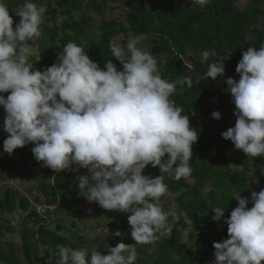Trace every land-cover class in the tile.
<instances>
[{"label":"clouds","instance_id":"1","mask_svg":"<svg viewBox=\"0 0 264 264\" xmlns=\"http://www.w3.org/2000/svg\"><path fill=\"white\" fill-rule=\"evenodd\" d=\"M191 2L203 7L210 0ZM45 12L44 6L26 0L15 10L20 19L13 27L10 9L0 0V93H10L7 97L0 94L6 113L3 129L9 134L3 141L4 152L14 154L17 148L34 144L31 151L43 167L57 173L87 169V174L77 176L80 194L104 209L131 213L128 222L134 244L120 242L110 247L107 255L94 250L90 259L87 249L57 245L53 256L60 258L55 264H135L136 245L170 237L168 217L177 219L174 211L165 212L159 205L168 192L164 174L179 181L193 171L192 146L199 134L171 97L178 85L192 88L201 79L223 76L225 59L231 55L205 50L200 54L201 63L207 64L202 75L168 81L162 78L157 59L142 46L146 37L140 35L128 39L126 45L116 38L110 42L112 56L122 64V70L112 59L101 68L75 42L64 46L57 63L43 71L33 70L28 41L41 35ZM210 56L217 58L209 62ZM188 67L191 69L190 64ZM236 72L239 80L226 78L236 123L222 136L248 157H262L264 44L243 51ZM221 116L218 110L212 113L214 119ZM149 165L159 166L161 175L143 174ZM261 172L264 174V168ZM235 197L238 206L224 220L228 238L213 243L212 264H264V188L252 191L250 198ZM28 199L49 224L67 214L60 197L48 205L53 210L44 214L36 210V196ZM250 201L253 206L249 208ZM225 211L214 208L212 219L220 221ZM114 235L127 233L117 230Z\"/></svg>","mask_w":264,"mask_h":264},{"label":"trees","instance_id":"2","mask_svg":"<svg viewBox=\"0 0 264 264\" xmlns=\"http://www.w3.org/2000/svg\"><path fill=\"white\" fill-rule=\"evenodd\" d=\"M39 1L46 12L40 26L41 35L28 41L29 46L40 42L38 57L29 59L33 70L43 71L57 63L60 52L68 42L81 46L101 68L112 59L118 69L122 70V64L112 56L110 42L116 38L123 40L122 43L126 45L128 39L140 35L146 37L142 46L157 59L160 74L168 81H175L184 75H202L207 64L201 63L200 54L205 50H214L219 56L231 55L225 59L223 76L215 80L211 77L201 79L192 88L178 85L176 93L171 97L183 109L182 115L189 117L191 126L199 134L198 141L192 146L190 165L193 171L190 177L179 181L174 180L170 174H164L168 192L161 197L159 205L167 212L164 199L169 196L179 207V213L174 211L177 219L173 220L171 215L168 217L172 224L171 236L161 237L153 244L136 245L135 264H148L147 258H151L153 264H212L215 259L213 243L228 238V225L224 220L238 206L235 196L250 198V184L257 176L261 179L256 182L257 188L254 191L264 188V174L261 172L264 156L248 157L242 150L235 149L232 141L222 136L224 131L236 123L235 104L230 92L226 91V78L239 80L236 67L243 51L264 44V0H248L243 8L238 6L237 0H210L203 7L193 4L191 0H117L115 7L109 4L110 0ZM25 2L6 1L14 22L18 20L12 10L22 7ZM76 11L80 12V17L74 14ZM95 15L100 16L98 29ZM95 28L97 33H94ZM216 58L210 56L209 62ZM217 110L222 113L219 120L212 117V113ZM2 145L0 140V147ZM17 151L12 155L0 153L5 158V161H0V177L18 159L15 156ZM27 154L26 151L21 152L23 156ZM36 161L29 163L26 157L23 161L27 175L37 180L44 197L43 202L37 196L36 204L45 203L48 206L56 203L60 197L67 214L88 205V200L80 194L77 179L79 174H87V169L81 168L79 172L54 171L55 180L51 182L40 179L31 170ZM143 174L151 177L161 175L159 166L153 168L151 165L143 170ZM90 203L103 210L106 217L118 219L122 214L117 210L104 209L96 202ZM252 206L250 201L248 207ZM216 207L226 209L220 221L212 219ZM18 209L26 213L20 229L23 262L18 256L16 243L7 241L0 245L2 264H49L41 256L42 246L48 248L52 264L60 258L58 255L53 256L57 245L87 249L89 259L94 250L105 255L109 253L107 244L101 243L98 249L87 245L88 235L84 230L77 241L68 239L66 234L70 232L62 234L67 227L62 221H55L54 224L42 221L43 218L34 210L28 197L22 196L13 187L6 188L3 198H0V213L11 214ZM129 215L131 213L111 225L115 227L109 234L112 245L124 237L114 235L117 230L128 232L126 244L135 243L131 236ZM15 223L12 221L9 229L14 230ZM72 225L76 226V222ZM72 235L77 234L72 232ZM149 250H153V253L149 254Z\"/></svg>","mask_w":264,"mask_h":264},{"label":"rangeland","instance_id":"3","mask_svg":"<svg viewBox=\"0 0 264 264\" xmlns=\"http://www.w3.org/2000/svg\"><path fill=\"white\" fill-rule=\"evenodd\" d=\"M6 1H11V0H3L4 3ZM248 0H237V4L240 7H245L247 4ZM34 3L37 4V6H42L39 0L34 1ZM109 4L112 7L117 6V0H110ZM19 8H14L12 12L15 15V10H19ZM110 12V11H109ZM77 17H80V12L76 11L74 13ZM18 22L20 17L16 16ZM95 20H96V28L99 25L100 22V16L95 15ZM18 22H14L13 27H15V24ZM94 30V33H97V30ZM98 29V28H97ZM39 44L40 42H37L33 45H30L32 49V55L29 57H38L39 55ZM149 46V45H148ZM3 94L5 97L9 95L10 93H0ZM4 115V116H3ZM6 113L4 110V107L0 105V140L3 141L7 138L9 135L6 133L3 129V123L5 119ZM34 144H28L25 145L24 147L17 148V152L15 153L16 159L12 164L11 168L5 169L4 174L0 177V198H3V191L6 188L13 187L19 191V193L22 196H27V197H32V196H39L41 198L42 193L40 191V186L38 185V182L36 179L30 177L27 175L25 168L23 167V161L25 157L28 159V162L31 163L35 161L36 159L34 156L29 153H32L31 149L34 147ZM26 151L28 152L27 156L26 155H21V152ZM0 153H4L5 155H9L8 153L4 152L3 145L0 147ZM12 155V154H10ZM0 161H5V158L0 154ZM43 162H38L36 161L35 164L32 166L31 170L36 173V175L45 181H51L53 182L55 180L56 172L54 173V170L43 167ZM15 167H20L19 169H15ZM24 169V170H22ZM260 176H257L256 179L254 180L253 183L250 184L251 191L256 190L257 185L256 182L260 180ZM207 189V188H206ZM207 191V190H206ZM36 194V195H35ZM44 198V197H42ZM164 202L166 206L168 207V211H175L179 213V207L177 203L169 196H166L164 199ZM34 206V204H33ZM182 213H180L181 215ZM127 213H122L120 215V218H109L104 215L103 210H99L98 208H95L92 206V204L88 201V205L82 206L76 209L71 210L68 212V214L65 216L61 214L60 216H57L56 219L62 221L67 227L62 231V234H65L67 232H70L66 234L68 239H75L76 241L78 240V237L82 233V230L86 231L88 235V242L87 245L94 249H98L100 244H107L108 245V251L110 247L116 246L120 242L127 241L128 237V232L126 231L127 235H124V237L117 242L115 245H112L111 239L109 238V234L111 231H114L115 227H112V224L118 223L120 219H123ZM26 216V213L21 211L20 209L16 210L13 213H0V245L6 244L7 241H13L16 243V248L18 252V256L22 259L23 262V257L22 253L20 251V245L22 242V237L20 236V229H21V224L22 221L24 220V217ZM183 217V215H181ZM15 223V228L14 230L9 229L11 228V223ZM76 222V226H73L72 223ZM30 225L32 223L30 222ZM53 227V226H51ZM72 232L77 235H72ZM153 250H149V254H152ZM41 256L44 259V262H49L51 260V257L48 252V248L42 246L41 250ZM155 256L157 257L158 254L155 253ZM147 263L148 264H153V260L151 258H147ZM2 264V262H0Z\"/></svg>","mask_w":264,"mask_h":264},{"label":"built area","instance_id":"4","mask_svg":"<svg viewBox=\"0 0 264 264\" xmlns=\"http://www.w3.org/2000/svg\"><path fill=\"white\" fill-rule=\"evenodd\" d=\"M54 207L52 206H45V205H41V204H37L36 205V210L40 213V214H44L46 213L48 210H53Z\"/></svg>","mask_w":264,"mask_h":264}]
</instances>
